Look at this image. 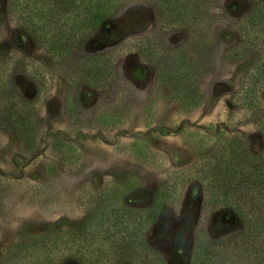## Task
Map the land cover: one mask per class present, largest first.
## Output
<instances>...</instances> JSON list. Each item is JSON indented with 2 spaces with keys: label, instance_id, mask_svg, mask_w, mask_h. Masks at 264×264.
Masks as SVG:
<instances>
[{
  "label": "rangeland",
  "instance_id": "374dc122",
  "mask_svg": "<svg viewBox=\"0 0 264 264\" xmlns=\"http://www.w3.org/2000/svg\"><path fill=\"white\" fill-rule=\"evenodd\" d=\"M0 58L31 113L21 131L0 108V264L57 230L264 264L263 189L225 160L264 142V0H0Z\"/></svg>",
  "mask_w": 264,
  "mask_h": 264
},
{
  "label": "trees",
  "instance_id": "16d2710c",
  "mask_svg": "<svg viewBox=\"0 0 264 264\" xmlns=\"http://www.w3.org/2000/svg\"><path fill=\"white\" fill-rule=\"evenodd\" d=\"M91 10V9H89ZM8 64L7 59L0 58V82L5 75V67ZM0 108L3 113H7V119L12 117V124H17L16 126L19 130H27L30 125V112H19L21 106L15 104L12 105L10 98L6 95V86L4 81L0 83ZM5 93V94H4ZM8 97V98H7ZM5 111V112H4ZM11 115V117H10ZM14 126V125H13ZM259 126L264 134V119L259 121ZM227 142V146H231L227 150V155L225 160L228 164L233 166H238L239 173L241 175L248 172L246 175L248 180L258 187L261 186L264 195V142L263 146L258 150L257 153H250L248 148H244L242 151H237L234 148V144L241 142L238 147H243V141L240 138L233 137ZM228 152L230 154H228ZM219 198L228 200L229 194H215ZM208 198L212 197L211 193L206 195ZM138 212V211H136ZM132 213V212H130ZM148 213V212H147ZM151 216L148 219H153L155 214L148 213L147 216ZM127 221H123V225L126 226ZM67 237L58 241V238L64 236ZM70 233L68 231H51L43 235H31L25 239L15 242L6 252L3 264H39L42 261L44 264H59V258L56 256L57 253L68 251L69 254L74 250V248L79 251V258L82 264H112L113 260L116 258L117 253H123V249L129 251V261L131 264H165L159 253L149 248L144 242L141 236H138L133 242H128L122 240L120 245L118 242L112 239L99 241L98 244L94 245L93 249L88 251L84 250L83 243L77 241L73 238L71 240ZM75 240V241H74ZM83 250V251H82ZM118 256V255H117ZM206 257V256H205ZM61 258V255H60ZM119 258V257H117ZM196 264H214L213 258L208 256L207 258L199 257Z\"/></svg>",
  "mask_w": 264,
  "mask_h": 264
}]
</instances>
